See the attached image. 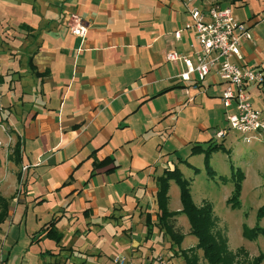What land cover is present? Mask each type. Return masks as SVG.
Instances as JSON below:
<instances>
[{"label": "crops", "instance_id": "crops-1", "mask_svg": "<svg viewBox=\"0 0 264 264\" xmlns=\"http://www.w3.org/2000/svg\"><path fill=\"white\" fill-rule=\"evenodd\" d=\"M1 4L8 21L17 23L20 29L33 31V27H38L33 35L24 37L13 58V71L33 75L29 89L36 108L28 111L30 105L21 110L18 119L7 117L14 141L18 137L21 142L20 163L7 162L13 167L25 165L24 171L30 166L61 163L64 171L71 168L67 173L71 175L63 183L56 185L54 180L43 178L49 189L48 200L53 207L58 206V219L79 213L71 209L76 197L79 209L89 207L86 212L81 210L85 217L108 216V209L115 206L120 208L118 215H133L136 206L140 209L138 203L143 195L154 194V176L164 167L176 165L181 171L179 163L193 167V155L202 156L188 152L190 144L197 140L194 137H201L198 141L211 137L217 142L226 135H215L221 128L220 118L225 119L223 113L231 109L219 98V83L207 75L198 88L189 87L184 93L185 82L176 78L183 69L182 63L164 59L167 50L187 54L192 51L190 43L196 46L185 24L192 21L188 8L201 6V0H38L37 7L26 0H3ZM245 22L250 30L256 21L252 18ZM69 25L83 26L84 34L72 33ZM176 30L178 37L174 35ZM251 39L250 34V38L239 41L242 64L264 68L261 57L253 54L257 45ZM29 58L34 68L27 62ZM33 69L44 72L35 76ZM2 73L0 70V91L4 92L8 82ZM173 87L180 91L173 93ZM251 87L261 89L252 84L248 91ZM249 94L252 97L250 91ZM29 97L24 92L19 101ZM252 104L261 114L253 101ZM178 125L181 131L177 133ZM141 134L154 143L152 147L157 151L169 143L170 151L181 149L182 153L174 157L171 153L161 154L158 162L139 153L143 152L141 148L135 152L122 148L125 143L144 141ZM25 136L41 143L42 149L33 159L27 154L31 150ZM71 148L73 153L68 154L66 150ZM106 154L113 157L112 163L95 168L82 184L73 186L74 171L82 161ZM79 155L83 158L74 163ZM121 156L124 161L118 160ZM111 164L117 166L105 171ZM1 169L0 177L4 175V167ZM86 169L89 173L91 167ZM171 181L168 179V187ZM15 183L12 191L20 186ZM111 183L124 184L117 200L107 193L106 185ZM64 185L71 188L61 194L60 187Z\"/></svg>", "mask_w": 264, "mask_h": 264}, {"label": "rangeland", "instance_id": "rangeland-1", "mask_svg": "<svg viewBox=\"0 0 264 264\" xmlns=\"http://www.w3.org/2000/svg\"><path fill=\"white\" fill-rule=\"evenodd\" d=\"M2 1H0V70L3 71L8 83L5 86V91H0V164L2 163L0 171L4 167V175L0 177V195L8 201V206L6 216L0 221V264H43V262L50 261L51 264H141L143 261L158 256L167 260L168 263L186 264L179 250L189 247L197 257V264H208L203 257L201 248L195 247L196 238L189 233L188 221L182 212L175 214L172 218L173 228L183 234L178 244L172 242L165 229L156 223L154 194L150 195L149 193L143 195L138 203L140 209L138 210L136 206L135 212L130 216L118 215L120 208L115 206V208L108 209V216L90 217L88 215L85 217L81 213L84 207L79 209V201L76 197L71 209L77 210L79 213L75 216L63 215L61 219L55 221L56 227L61 233L57 243L52 238L44 236L43 232H38L39 226L50 218L52 210H55L54 214L59 213L58 206L53 207L52 202L48 200L49 189L45 187L43 178H50L57 185L67 177L71 168L64 171V163H61L41 165L40 167L38 165L30 166L24 171L25 165L13 167L9 166V162H7L10 160L12 164L8 155L14 143V136L11 134L7 117L18 119L21 110H26V107L30 105L28 111H33L36 108L31 98L33 91L29 89V81L34 80L33 75L13 71L12 66L16 67L13 58L18 54V48L24 41V37L33 35L38 27H33V31H24L18 27L17 23L9 22L1 11ZM26 1L33 7L38 6V0ZM201 2L228 6L231 16L235 20L248 21L253 18L256 21L252 25L253 27H250L251 31L249 30V32L252 36V44L257 45L253 54L261 57V64L264 66V0H236L234 2L232 0H201ZM72 20L73 18L70 19V24L73 23ZM69 26L72 29V26ZM14 38H18L19 42ZM247 50L251 49L247 48ZM251 62H254V59ZM219 86L222 87V83H219ZM172 89H174L173 93L180 91L179 87ZM249 91L252 101L264 116V87L259 90L251 87ZM24 92L30 97L27 98L28 101L20 100L22 103H19V97ZM223 115L225 117L226 112ZM220 126H226L225 119L220 118L218 127ZM180 127V125L177 126V133L181 131ZM146 135L149 136L148 133ZM140 137L144 138V141L125 143L122 148L131 152L141 148L143 152L139 153H145L151 156V161L156 159L158 162L161 160V154L171 153L174 157V155L178 156L179 153H182L181 149L170 151L169 143L163 144L157 151L152 147L154 143L147 141L148 137L146 138L143 134ZM194 138L198 140L201 137ZM24 139L31 150L29 152L28 149L27 154L30 158H35L38 149H42L40 141L31 142L27 136ZM222 139L223 145L229 149V152L216 150L210 154L209 164L213 169L212 178L204 170L202 156L199 158L195 154L191 158L193 166L199 168L195 174L192 167L180 163L178 165L181 167L182 175L189 180V191L194 203L200 204L202 199L210 201L214 215L213 230L219 231L225 237L226 247L232 251L237 247H242L246 252L245 254L241 253L242 256L251 258L258 252L264 254V236L257 235L253 239L245 238L241 234V223L244 222L249 226L257 223L264 227V217L258 220L255 218L256 208L264 202V141L257 137L245 140L233 128H228ZM110 143L106 146L108 147ZM32 148H35V151H32ZM72 148L66 150L68 154L73 153ZM25 151L27 150L25 149ZM82 158L83 156L79 155L74 163ZM124 159L122 156L121 159L118 158L119 161H124ZM87 160L82 161L75 169L76 179L73 181V186H79L82 184V180L87 177L88 169L86 168L91 167L90 161ZM236 167L243 171L244 176L240 183L239 206L230 207L225 199L231 190L232 181L227 179L225 182H221L219 176L228 177L231 170ZM18 169L23 171L21 173L22 182L20 186H17L18 188L16 187L12 191L13 186L16 185L15 181L19 184L16 179ZM70 186H61L60 193L67 192L71 188ZM123 187L122 183H111L106 185V190L117 200ZM166 192L167 208L179 209L178 186L173 180ZM39 197L47 199L38 200ZM111 212L114 213V216L110 215ZM146 212H149V223L144 220ZM126 245H130L128 249ZM116 255L124 257L122 263L114 259ZM260 264H264V262H260Z\"/></svg>", "mask_w": 264, "mask_h": 264}, {"label": "built area", "instance_id": "built-area-1", "mask_svg": "<svg viewBox=\"0 0 264 264\" xmlns=\"http://www.w3.org/2000/svg\"><path fill=\"white\" fill-rule=\"evenodd\" d=\"M192 21L185 24L190 29L196 46L190 43L191 53H180L170 49L164 52L167 61H179L183 65L176 78L185 82L184 93L188 88H198L207 75L222 83L219 98L231 109L226 113V126L215 131L222 137L228 128H233L245 139L261 138L264 141V119L254 107L248 91L249 85L264 86V68L242 64L243 56L239 49L240 39L250 38L249 25L244 20H235L228 6L202 4L188 8ZM71 32L82 36L83 26L72 27ZM178 37V30L174 31ZM120 263L124 257L114 258ZM133 264V263H131ZM141 264H172L161 256L148 259Z\"/></svg>", "mask_w": 264, "mask_h": 264}, {"label": "trees", "instance_id": "trees-1", "mask_svg": "<svg viewBox=\"0 0 264 264\" xmlns=\"http://www.w3.org/2000/svg\"><path fill=\"white\" fill-rule=\"evenodd\" d=\"M236 0H232L234 2ZM31 68L33 64L30 62V58L27 60ZM44 71L39 72L33 69L35 76L42 75ZM21 142L19 138L14 141L12 148L9 152L8 157L15 163L18 164L21 161L20 154ZM95 148L94 150H96ZM92 150V151H94ZM214 150H221L229 152V149L226 148L221 141H215L211 137L201 140L193 141L189 146V154L202 153V162L206 174L209 177H213V169L209 164L210 153ZM90 151V153L92 152ZM184 161L185 159H180ZM113 162V157L110 155H104L102 157L91 158V169L87 177H90L93 174L95 168L105 166ZM117 164H111L104 168L105 171H111ZM193 172L196 173L199 171V168L193 166ZM68 174L67 176H70ZM244 176L243 171L236 167L231 170L228 177L219 176L221 182H225L227 179H231L232 187L227 195L225 201L230 207L239 206V189L240 183ZM16 179L21 184V173L19 170L16 172ZM168 179H172L178 186V198L180 201V208L171 210L167 208V188H168ZM156 183V189L154 191L155 198V221L156 223L163 227L165 231L169 234L172 242L178 244L183 234L173 228L172 218L175 214L182 212L187 221L189 227V233L193 234L196 238L195 247H199L202 250L203 257L208 262V264H260L264 262V254L258 252L256 255L251 258H245L242 254H245V250L242 247H237L235 250H230L226 247L225 237L217 230H213L214 224V215L212 213V205L209 200L202 199L200 204H195L191 198L189 191V180L184 177L181 171L176 165L172 167H164L161 173L154 176ZM86 181V180H85ZM84 181V182H85ZM63 183V181H62ZM44 198H39L42 200ZM8 201L5 197L0 195V221L6 216L7 213ZM89 209L88 206L82 209V212H86ZM149 212L144 214V220L146 223H149ZM264 217V202L261 203L255 210L256 220ZM59 218V215L51 214L50 218L44 221L38 229L39 233H44V236L52 238L56 243L61 237V233L56 227L55 221ZM241 234L247 239H253L257 235L264 236V227L254 223L249 226L246 223H241ZM191 248H181L179 253L185 259L186 264H197V257L194 253L191 252ZM52 252L51 250H47ZM242 253V254H241ZM239 255V257H236ZM51 262V261H50ZM50 262H43V264H51Z\"/></svg>", "mask_w": 264, "mask_h": 264}]
</instances>
